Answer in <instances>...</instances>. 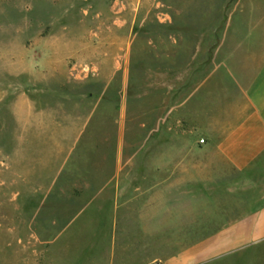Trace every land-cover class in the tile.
Instances as JSON below:
<instances>
[{
	"label": "rangeland",
	"instance_id": "obj_1",
	"mask_svg": "<svg viewBox=\"0 0 264 264\" xmlns=\"http://www.w3.org/2000/svg\"><path fill=\"white\" fill-rule=\"evenodd\" d=\"M252 8L0 0V264H165L202 241L151 221L147 178L161 136L188 144V108ZM209 264H264V245Z\"/></svg>",
	"mask_w": 264,
	"mask_h": 264
},
{
	"label": "crops",
	"instance_id": "obj_2",
	"mask_svg": "<svg viewBox=\"0 0 264 264\" xmlns=\"http://www.w3.org/2000/svg\"><path fill=\"white\" fill-rule=\"evenodd\" d=\"M252 14L249 38L207 73L188 108V144L158 140L148 217L188 224L202 239L165 264H209L264 245V0H253Z\"/></svg>",
	"mask_w": 264,
	"mask_h": 264
},
{
	"label": "built area",
	"instance_id": "obj_3",
	"mask_svg": "<svg viewBox=\"0 0 264 264\" xmlns=\"http://www.w3.org/2000/svg\"><path fill=\"white\" fill-rule=\"evenodd\" d=\"M205 140H202L201 143H204Z\"/></svg>",
	"mask_w": 264,
	"mask_h": 264
}]
</instances>
